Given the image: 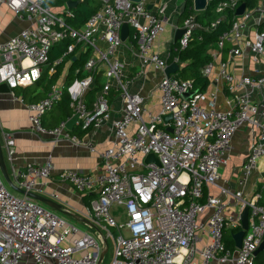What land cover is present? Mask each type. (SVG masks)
Here are the masks:
<instances>
[{
	"label": "built area",
	"instance_id": "built-area-1",
	"mask_svg": "<svg viewBox=\"0 0 264 264\" xmlns=\"http://www.w3.org/2000/svg\"><path fill=\"white\" fill-rule=\"evenodd\" d=\"M0 4L28 23L0 42V84L10 90L34 84L44 72L50 76L61 63L70 60L77 47L86 54L83 76L67 87L70 116L52 127L43 124L44 116L62 96L64 80L51 84L44 96L28 104V120L34 133L49 134L54 141L71 139L98 155L101 164L94 172L65 169L57 177L81 193H95L88 212L91 222L104 231L98 234L99 241L33 198L16 196L0 172V264H21L26 257L33 264H256L255 252L264 238V204L259 203L264 180L250 198L218 181L219 168L244 124L251 127L252 142L241 164L242 180L264 159V0L246 7L239 16L235 15L239 0L219 1L214 9L217 16L207 26L196 20L195 13L182 20L184 32L177 41V53L189 47L197 29H213L226 19L227 11L234 12L208 54L209 62L200 70L208 79L216 72V80L231 97V107L223 110L217 106L216 90L196 91L185 99L184 94L194 91L193 81L164 74L158 83V112L144 105L131 85L150 71L163 73L169 64L153 49L164 30L163 0L104 1L78 27L66 23L62 14L66 9L56 10L43 0H0ZM148 4L152 7L147 8ZM123 22L128 23L132 37L125 42L137 49L140 59V68L133 74L125 72L116 54L124 43L120 38ZM61 43L64 48L52 57V50ZM225 48L232 57L250 55L258 65L251 73H234L221 59ZM98 71H102L105 82L89 110L84 95L95 86ZM110 81L119 92L122 110L120 117L111 122V145L99 150L91 141L71 136L66 121L75 113V125L82 128L90 123L97 128L107 121ZM168 113L172 117L166 124L163 115ZM133 123L136 128L131 130ZM168 126L172 131L167 130ZM3 137L7 157L12 161L14 136L4 132ZM148 154H153L159 164L145 163ZM53 171L50 161L27 162L15 170V185L35 192ZM213 186L219 188L218 194L212 193ZM229 198L238 203L237 215L226 213ZM114 206L124 209V223L112 214ZM245 206L249 207L248 227L241 247L234 245L231 250L225 237L229 236L227 231L233 234L240 230V213ZM109 242L111 254L105 263Z\"/></svg>",
	"mask_w": 264,
	"mask_h": 264
},
{
	"label": "crops",
	"instance_id": "crops-1",
	"mask_svg": "<svg viewBox=\"0 0 264 264\" xmlns=\"http://www.w3.org/2000/svg\"><path fill=\"white\" fill-rule=\"evenodd\" d=\"M146 1L149 2V0ZM185 1L186 0H163L166 5V10L161 15L164 30L156 39L153 49L158 52L167 63L174 62L175 58L178 57L176 54V46L173 49L174 35L176 29L182 25V20H179V14ZM27 25L28 23L26 20L16 15L5 4H0V42L16 35ZM212 51L213 48L209 49L207 54H210ZM116 54L124 65L126 73L133 74L135 71L139 70L140 59L135 47H131L127 42H124L116 49ZM85 57L86 54L83 49L77 47L70 60L64 62L62 72L57 81L60 83L64 82L73 61H75L73 68L75 72L80 68L83 69ZM221 59L227 62L230 69L238 75L242 73H251L255 66L258 65L248 54L243 58L230 56L226 48L222 51ZM177 63L179 65V71L186 64V62H181L179 57ZM81 73L83 75L82 70ZM97 76L99 77L98 84L101 86L105 82L102 71H98ZM163 76L164 72L153 70L148 72L144 77H138L131 85V90L142 97L143 104L155 112L160 110V90L158 88V83ZM216 78L217 75L216 72H214L209 79L208 86L203 91L209 92L216 90V104L220 109L226 110L231 107V97L223 89L221 82L216 80ZM77 79L78 78H75V80ZM75 80L70 84L74 83ZM110 84L111 89L108 94L110 108L109 119L97 128L91 127L80 137L73 135L72 131L69 132L71 136L91 141L99 150L111 145L113 140L111 122L120 117L122 110V101L119 97V92L115 88V83L110 81ZM46 91H44V87L41 83H34L26 87H17L9 92L0 90V143L5 171L15 185L17 180L15 170L21 169L25 163L42 164L46 161H50L54 167L53 174L44 181L43 185H41L38 190L33 192L39 197L34 200L42 207L54 212L67 222L75 225L79 230L88 232L99 240L98 234H103L104 231L91 222L88 212L89 200L95 197V193L85 194L77 191L70 183L61 181L57 177V173L65 169H76L83 173H91L98 169L101 161L96 153L90 152L86 147L75 143L71 139L60 138L54 141L53 137L49 134H36L31 130L27 106L30 102L36 101L44 96ZM98 92L99 90L95 93L92 103H90L91 109L97 99ZM52 110H56V106L53 107ZM60 120H62V118L51 111L44 116L43 123L46 127H52ZM135 128L136 124L133 123L131 130ZM4 132H9L14 136L15 145L12 161L7 157L5 140L3 137ZM251 142V127L248 124H244L240 127L232 140V148L226 162L219 168L220 180L218 184L229 186L233 191L239 190L246 198H250L257 189H261L264 180V159L258 163L257 169H255L250 176L242 180L241 164L248 154ZM211 191L214 194H218L219 188L213 186L211 187ZM261 195L262 197L259 203L264 204V190L261 192ZM238 211L239 206L237 201L233 198H229V206L226 213L237 215ZM205 241L206 239L203 240V242ZM263 259L264 253L260 257V260ZM21 264H33V262L30 257H26L22 259Z\"/></svg>",
	"mask_w": 264,
	"mask_h": 264
},
{
	"label": "trees",
	"instance_id": "trees-1",
	"mask_svg": "<svg viewBox=\"0 0 264 264\" xmlns=\"http://www.w3.org/2000/svg\"><path fill=\"white\" fill-rule=\"evenodd\" d=\"M75 1L78 2L73 8H68L66 6L67 0H43V3L45 5H49L53 7L54 9H58V10L66 9L65 11H62V14L65 18L66 23L72 27H78L82 25L86 21V19L94 11L100 8V6L104 3L103 0H75ZM219 1L222 0H212L208 3V6L204 11L195 12L194 9H192L191 7L192 0H186L179 14V20L181 21L190 14L195 13L196 20L202 26H207L217 16L216 13L214 12V9ZM240 2H244L247 8H252L256 5L258 0H241V1L239 0V3ZM226 13H227L226 19L221 20L213 29H206V30L197 29L195 32H193L189 40V47L184 51H180L176 53L179 57V60L181 62H186V64L184 65V67H182V69H180V71L174 73L173 75L185 79H191L193 81V89L196 91L205 90L209 84V79L205 76H202L200 70L210 60V56L207 54V51L211 48L216 47L218 36L228 26L229 22L233 18L234 15L233 11H227ZM130 38H132L131 34L129 36V39ZM177 44H178L177 41L174 42L173 49L175 46H177ZM64 45H65L64 43L56 45L52 50V57L57 56L64 48ZM74 63L75 61L72 62V65L68 70L62 96L55 105L56 110H52L53 109L52 108L50 111H48V113L53 111L56 115H59L62 118V120L64 118L66 119L71 114V109L69 107L71 98L67 92V87L70 85V83L73 80H75V78L79 79L83 76L81 73L82 70L81 68L77 72H75V70L73 69ZM63 65L64 62L61 63L57 67L56 71L50 76H47V74L44 72L39 78V80L35 82V84L41 83L44 87V91H46L51 84L55 83L58 80V77L62 72ZM98 80L99 77L96 76L97 83L85 95L84 102L87 109H91L90 103H92L95 93L101 88V86L98 84ZM91 127H92V123L88 124L85 128H82L81 125H77L72 130V133L76 137L77 136L80 137L84 132H86ZM225 244L227 248L231 250L234 248L232 234L225 237ZM260 257L261 256L259 252L255 259L256 264H262L263 260H260Z\"/></svg>",
	"mask_w": 264,
	"mask_h": 264
},
{
	"label": "water",
	"instance_id": "water-1",
	"mask_svg": "<svg viewBox=\"0 0 264 264\" xmlns=\"http://www.w3.org/2000/svg\"><path fill=\"white\" fill-rule=\"evenodd\" d=\"M105 2L109 1V0H103ZM132 2H139L141 0H130ZM241 1V0H240ZM78 1L75 0H67L66 2V6L68 8H73L75 7V5L77 4ZM208 6V2L207 0H192V7L194 9V11L196 12H202L204 11ZM152 5L148 4L147 8H151ZM246 8V5L244 2H240L238 7L235 10V15L239 16L241 14H243L244 10ZM184 29L182 27H178L175 31V35H174V42L178 41V39L181 37V35L183 34ZM129 37V25L127 22H123L122 26H121V31H120V38L122 42H125ZM177 71H179V65L176 62H171L168 65H166L165 69H164V74L165 76H170L174 73H176ZM0 90H4L6 92H9L10 89L6 86V84L2 83L0 84ZM196 92V90L188 92L186 94L183 95V98L188 99L190 98L194 93ZM172 115L170 113L163 115V120L164 122L167 124L170 120H171ZM78 118V113H75L74 115H72L67 121H66V128L67 130L70 132L72 131V129L75 126V122L77 121ZM168 131H172V128L170 126L167 127ZM144 162L145 163H154V164H159L158 159L153 155V154H148L145 156L144 158ZM0 172L3 176L4 181L7 183V185L13 189L15 192L21 194V195H26L30 198L33 199H38L39 197L34 194L33 192H29V191H25L23 189H20L19 187H17L16 185H14L12 183V181L10 180V178L8 177L6 171H5V167H4V158H3V154H2V148H1V143H0ZM248 213H249V207L245 206L241 213H240V222H241V228L240 230H238L237 232L232 234L233 240H234V245L236 248H240L241 247V241L242 238L244 236L245 230L248 227ZM104 243H106L104 241ZM106 247L102 250V253L100 255V257H102L104 255V253L106 252ZM264 250V238L263 241L261 242V244L259 245L258 249L256 250L255 254L261 252Z\"/></svg>",
	"mask_w": 264,
	"mask_h": 264
},
{
	"label": "rangeland",
	"instance_id": "rangeland-1",
	"mask_svg": "<svg viewBox=\"0 0 264 264\" xmlns=\"http://www.w3.org/2000/svg\"><path fill=\"white\" fill-rule=\"evenodd\" d=\"M7 185V183H6ZM8 189L13 193L15 194L16 196H21V194L15 192L13 189H11L8 185H7ZM111 211H112V214L116 217V219L120 222V223H124L127 219L126 217V214H125V211L124 209L120 208V207H112L111 208ZM231 234V231H227V234L226 235H230ZM264 253V251H261L260 252V256H262ZM110 254H111V244L109 242V250L107 252V255H106V259H105V263L108 261V259L110 258Z\"/></svg>",
	"mask_w": 264,
	"mask_h": 264
}]
</instances>
